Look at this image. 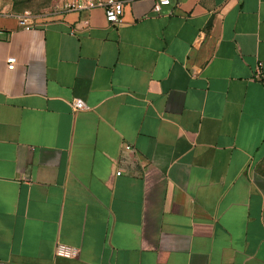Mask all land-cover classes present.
<instances>
[{"label":"crops","instance_id":"1","mask_svg":"<svg viewBox=\"0 0 264 264\" xmlns=\"http://www.w3.org/2000/svg\"><path fill=\"white\" fill-rule=\"evenodd\" d=\"M122 1L0 12V264H264V0Z\"/></svg>","mask_w":264,"mask_h":264},{"label":"built area","instance_id":"2","mask_svg":"<svg viewBox=\"0 0 264 264\" xmlns=\"http://www.w3.org/2000/svg\"><path fill=\"white\" fill-rule=\"evenodd\" d=\"M171 0H156L153 11L161 14L164 7L169 6ZM96 9H102L105 12L106 20L109 25L116 26L122 23L124 14V3L122 0H70L64 5V12H87ZM20 27L29 31L34 27V19L29 13L17 16ZM8 69L13 70L17 64V59L13 56L7 59ZM75 111L89 110V107L82 100H75L72 103ZM127 151L131 146L126 147ZM121 176L122 172H117ZM80 250L65 244H58L56 247V256L66 259H76L79 257Z\"/></svg>","mask_w":264,"mask_h":264},{"label":"rangeland","instance_id":"3","mask_svg":"<svg viewBox=\"0 0 264 264\" xmlns=\"http://www.w3.org/2000/svg\"><path fill=\"white\" fill-rule=\"evenodd\" d=\"M70 0H0V12L17 16L29 13L35 21L50 22L64 12Z\"/></svg>","mask_w":264,"mask_h":264}]
</instances>
